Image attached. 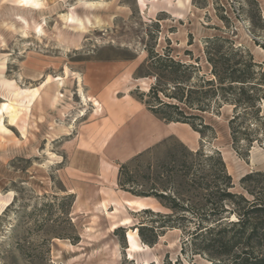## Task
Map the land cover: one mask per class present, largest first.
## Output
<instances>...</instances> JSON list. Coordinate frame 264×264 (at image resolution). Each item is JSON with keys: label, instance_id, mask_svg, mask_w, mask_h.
<instances>
[{"label": "rangeland", "instance_id": "obj_1", "mask_svg": "<svg viewBox=\"0 0 264 264\" xmlns=\"http://www.w3.org/2000/svg\"><path fill=\"white\" fill-rule=\"evenodd\" d=\"M215 37L264 70V0H0V264H231L208 246L210 220L192 237L211 207L205 156L217 151L231 191L251 199L264 189V137L234 147L229 103L186 109L210 125L201 136L146 102L166 57L198 65L188 84L210 77ZM141 120L156 129L143 144ZM133 196L148 208L129 209Z\"/></svg>", "mask_w": 264, "mask_h": 264}, {"label": "trees", "instance_id": "obj_2", "mask_svg": "<svg viewBox=\"0 0 264 264\" xmlns=\"http://www.w3.org/2000/svg\"><path fill=\"white\" fill-rule=\"evenodd\" d=\"M225 42L228 40L221 37L207 40L204 53L206 61L210 64L211 76L199 77L193 84H188L187 79L192 71L199 70L198 65L166 57L168 62L154 73L155 82L147 93L151 100L146 102L161 119L167 122L187 123L201 136L206 134L207 129H211L210 125L204 122L200 114L187 113L186 109L206 111L211 107H221L223 103L232 104L233 114L228 120L232 144L236 148L241 145L249 149L253 143H260L264 137V115L261 114L259 106L260 100L264 99V70L252 60L251 55L245 58L240 48L227 46L226 50L222 51ZM203 86L207 88L201 89ZM160 93L169 101L161 98ZM151 101L154 103L150 104ZM187 154L196 156L201 153L199 150L194 153L188 150ZM205 159L210 161L213 170L212 187L207 199L211 207L207 215L199 216L192 237L196 238L202 234V220H210V225L204 226L203 230L213 233L208 244L213 248V254L230 255L231 264H264V254L253 255L252 249H249L258 246L264 252V189L261 190V195L247 189L252 195L251 199L231 191L232 178L227 173L218 152L206 155ZM181 164L186 165L185 161ZM259 174L261 173L258 171L247 173L240 181L244 182ZM137 195L146 196L143 192ZM155 195L172 211L184 210L177 197L161 192ZM224 213H232L236 219H223ZM142 227V225L137 227L139 237L149 244L154 243L155 239H145ZM239 247L241 250L233 252Z\"/></svg>", "mask_w": 264, "mask_h": 264}, {"label": "crops", "instance_id": "obj_3", "mask_svg": "<svg viewBox=\"0 0 264 264\" xmlns=\"http://www.w3.org/2000/svg\"><path fill=\"white\" fill-rule=\"evenodd\" d=\"M149 122L150 121H144V120L140 121V126H141V132H140V136H139L140 144H143L145 142V137L147 134L156 130V129L150 128ZM157 133H159V132H157ZM133 197H137V196H133ZM146 203H147L146 199L137 197L136 199H133V200L128 202V208L131 210H136V209L139 210V209H143V207L148 208Z\"/></svg>", "mask_w": 264, "mask_h": 264}, {"label": "bare ground", "instance_id": "obj_4", "mask_svg": "<svg viewBox=\"0 0 264 264\" xmlns=\"http://www.w3.org/2000/svg\"><path fill=\"white\" fill-rule=\"evenodd\" d=\"M86 4H88V5H91V6H95L96 5V3L97 2H94V1H87V2H85ZM101 3V2H100ZM100 3H99V5H100ZM73 20V22H75V23H80V19L79 18H75V19H72ZM38 31H40V30H38ZM80 81H81V78H80V76H77V82H78V94H79V97L81 98V101L83 102V103H87L86 102V99H85V95H84V93H83V91H82V86H81V83H80ZM59 86L61 87L62 85L61 84H59ZM58 96L59 97H62L63 95H61V93H58ZM139 200V199H138ZM136 201V200H135ZM143 208H146V207H143Z\"/></svg>", "mask_w": 264, "mask_h": 264}]
</instances>
